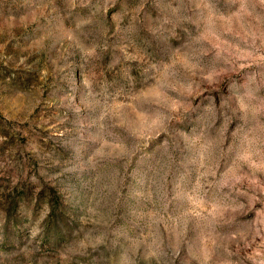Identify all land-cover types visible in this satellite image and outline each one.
I'll use <instances>...</instances> for the list:
<instances>
[{"label": "rangeland", "instance_id": "374dc122", "mask_svg": "<svg viewBox=\"0 0 264 264\" xmlns=\"http://www.w3.org/2000/svg\"><path fill=\"white\" fill-rule=\"evenodd\" d=\"M0 264H264V0H0Z\"/></svg>", "mask_w": 264, "mask_h": 264}]
</instances>
